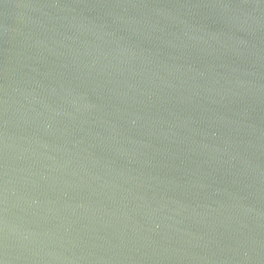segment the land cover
<instances>
[{"label": "water", "instance_id": "95a60500", "mask_svg": "<svg viewBox=\"0 0 264 264\" xmlns=\"http://www.w3.org/2000/svg\"><path fill=\"white\" fill-rule=\"evenodd\" d=\"M0 264H264V0H0Z\"/></svg>", "mask_w": 264, "mask_h": 264}]
</instances>
